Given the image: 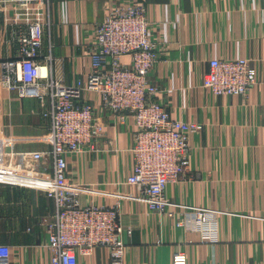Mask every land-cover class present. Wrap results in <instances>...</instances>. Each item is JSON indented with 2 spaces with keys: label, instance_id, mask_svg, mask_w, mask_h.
I'll return each instance as SVG.
<instances>
[{
  "label": "crops",
  "instance_id": "obj_1",
  "mask_svg": "<svg viewBox=\"0 0 264 264\" xmlns=\"http://www.w3.org/2000/svg\"><path fill=\"white\" fill-rule=\"evenodd\" d=\"M140 1L161 54L149 74L160 89L158 100L170 117L201 124L188 136L191 177L168 183L164 197L218 213L212 222L215 240L204 242L190 224H175L180 212L170 217L142 202L119 199L121 226L131 229L124 235V264H170L176 249L186 253L188 264H264V0ZM112 2L50 0L52 27L43 52L50 44L51 71L58 81L86 77L89 38ZM13 11L20 18L42 15L32 5ZM5 32L0 10V60L17 59ZM234 57L249 60L256 83L245 95L206 92L200 83L207 60ZM121 59L129 61L128 55ZM85 98L97 101L92 93ZM46 105L45 99L19 97L0 80V153L47 148L48 121L41 114ZM102 121L104 134L94 150L67 156L71 179L102 191L81 194V204H113L116 198L109 193L135 192L122 182L132 165L133 120L127 115L113 126L102 114ZM51 211L52 201L43 192L0 185V264L47 263L46 234L37 222ZM76 264H109L108 252L94 247L77 255Z\"/></svg>",
  "mask_w": 264,
  "mask_h": 264
},
{
  "label": "built area",
  "instance_id": "obj_2",
  "mask_svg": "<svg viewBox=\"0 0 264 264\" xmlns=\"http://www.w3.org/2000/svg\"><path fill=\"white\" fill-rule=\"evenodd\" d=\"M6 42L15 45L17 59L0 60V80L19 97L45 99L41 112L48 121L42 150L0 153V185H15L39 190L52 201V211L37 222L46 234V264H76L77 255L90 254L104 247L109 264H124V235L119 220V199H133L148 209L165 212L177 226L191 225L204 242L215 240L213 215L217 210L180 205L164 197L168 183L191 177L188 160V136L201 128L195 121L170 117L158 100L160 92L150 72L161 54L151 38L150 23L140 0H113L103 19L94 24L88 41L90 68L85 78L70 84L58 81L52 71V56L43 52L49 41L52 22L50 0H0ZM36 6L41 16L25 18L13 8ZM128 55L129 61L121 57ZM45 73L41 74V68ZM256 74L245 57L209 58L201 87L219 95H245L256 83ZM86 93L94 94L93 104ZM102 114L111 117V125L133 120L132 165L123 184L134 193H109L113 204H81V194L102 193L94 186L71 179L67 156L94 150L95 141L104 134ZM170 264H188L186 253L176 249Z\"/></svg>",
  "mask_w": 264,
  "mask_h": 264
},
{
  "label": "bare ground",
  "instance_id": "obj_3",
  "mask_svg": "<svg viewBox=\"0 0 264 264\" xmlns=\"http://www.w3.org/2000/svg\"><path fill=\"white\" fill-rule=\"evenodd\" d=\"M44 73H45V68L42 67V68H41V74H44Z\"/></svg>",
  "mask_w": 264,
  "mask_h": 264
}]
</instances>
